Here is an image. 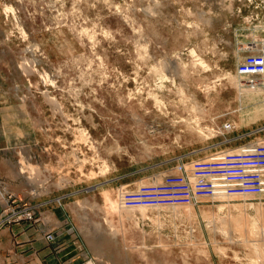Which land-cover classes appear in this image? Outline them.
Segmentation results:
<instances>
[{"label":"rangeland","instance_id":"1","mask_svg":"<svg viewBox=\"0 0 264 264\" xmlns=\"http://www.w3.org/2000/svg\"><path fill=\"white\" fill-rule=\"evenodd\" d=\"M263 50L264 0H0V230L74 229L76 264H264V193L123 200L264 143L238 72Z\"/></svg>","mask_w":264,"mask_h":264},{"label":"built area","instance_id":"2","mask_svg":"<svg viewBox=\"0 0 264 264\" xmlns=\"http://www.w3.org/2000/svg\"><path fill=\"white\" fill-rule=\"evenodd\" d=\"M238 72L251 76L253 87H264V50L242 56ZM221 193L228 196L264 193V143L195 161L184 172L167 176L159 184L143 185L128 192L123 200L127 207L186 205Z\"/></svg>","mask_w":264,"mask_h":264},{"label":"crops","instance_id":"3","mask_svg":"<svg viewBox=\"0 0 264 264\" xmlns=\"http://www.w3.org/2000/svg\"><path fill=\"white\" fill-rule=\"evenodd\" d=\"M45 220L48 226L60 225L53 214ZM54 232L56 246L47 241L39 224H15L0 230V264H76L84 258V244L74 229L57 228Z\"/></svg>","mask_w":264,"mask_h":264},{"label":"bare ground","instance_id":"4","mask_svg":"<svg viewBox=\"0 0 264 264\" xmlns=\"http://www.w3.org/2000/svg\"><path fill=\"white\" fill-rule=\"evenodd\" d=\"M247 147L248 146H246L245 148H243V149H241L239 151H243V150L247 149ZM217 195H225V194L221 193V194H217ZM217 195H215V196H217ZM226 196H228V195H226ZM239 196H255V195H239Z\"/></svg>","mask_w":264,"mask_h":264}]
</instances>
